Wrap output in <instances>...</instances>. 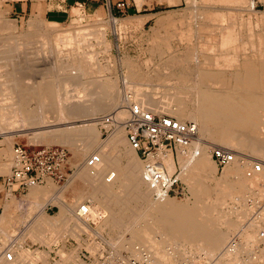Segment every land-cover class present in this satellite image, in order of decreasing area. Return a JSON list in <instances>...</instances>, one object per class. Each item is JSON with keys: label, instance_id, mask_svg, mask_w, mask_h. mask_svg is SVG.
I'll use <instances>...</instances> for the list:
<instances>
[{"label": "rangeland", "instance_id": "1", "mask_svg": "<svg viewBox=\"0 0 264 264\" xmlns=\"http://www.w3.org/2000/svg\"><path fill=\"white\" fill-rule=\"evenodd\" d=\"M100 1L103 2L100 8L90 3H87V0H76L75 2L70 1L72 5L69 11L68 19L62 23L55 22L54 24V22L52 23L43 18L41 19L34 18V17L29 18L31 16H27V15L23 16L17 13H13L11 9L10 0H0V29H1L0 30L1 40L0 41H2L1 42L2 45L0 44L2 46V48L0 47V50H2L0 52V57H1L0 58L1 60L0 61V90H1L0 91L1 92L0 93V165L3 164L2 171L0 170L1 171L0 180L3 177H7L10 174L11 166L13 163L12 147L14 144H21L25 146L26 148H28L29 150L37 149L38 147L42 145L44 146L59 145L62 147H66L69 150L72 165L76 166V170L74 171V173L71 174L68 177V179L64 181L63 183L59 184V183L49 180V182H52L57 188H56L55 193H51L50 197L46 198L47 201L46 199L39 201V199L35 197L28 198V195H30L29 194L30 189L25 191L27 192L26 194H24L25 192L22 193L21 195L12 193L11 195L6 196L4 199L5 191L3 190V186L1 187L0 185V195L3 199V209H4L3 213L8 217L5 220L6 224L4 222L5 226L3 225L4 227L2 228L0 227V245H1L0 253L1 251L9 247L8 243L10 241L14 242L15 246L14 248H11L14 250V260L11 261V264H33V263H29V260L24 259L23 257V255H25L24 253H26V251L27 252L29 251L33 255H37L38 252H44L48 248H49V251H48L49 253L45 260V264H56L58 261H60V255H59L60 252H72V256L70 259H68V261H66V264H76L77 259L78 260L80 259L79 261H81L82 264L90 263V261L86 257L88 256V253L86 252V250L89 252L91 251L90 248L92 249L95 248V245H91L87 241V239L90 237V234H91L90 228L87 226V224H85L87 222H85L84 219H79L80 221L83 220L84 223L82 224L80 222H77V220L75 219L76 217L73 215V212H72L77 208L76 205H80V204L78 203L74 205V207L70 208L69 210L70 212H66V213L63 212L64 213L63 214L61 212V204H60L59 199H61V201H63L67 205L73 204L74 201H76L77 199L80 201L79 196H84L81 198L82 200L80 201V203H83L86 200L90 201V197L88 195H84V194L82 195V192L74 189L73 186L75 183H73V185L71 184V182L74 179V175H76V173L81 171V169L84 167L86 168L85 170H87V172L91 173V175H94V174L97 175L98 173H100L101 175H106L105 177H107L109 174L113 172V177H115V179L112 177V179L110 180V183L115 187L116 185L117 186L119 185V181L117 180V176H116L117 170L115 166L111 165V167H108L110 169H107L105 168L106 166L105 162L102 160H105L106 158H109L111 156L112 159L117 160L116 162H118L121 168H124L127 164V157L125 155V151L128 149L129 144L126 141V136L124 135L125 141L120 143V145H117L115 149H113L112 146H110V144L107 143V140H109L110 137L113 135V132H115L114 129L116 130L115 127H117V124L115 125L113 131L110 132L105 137L104 135L102 136V131L98 127L99 119L103 115L112 114L113 117L118 121V125L122 126L121 123L123 122V120L126 118L127 115L117 117L115 116L116 114L115 112H117L115 110L126 109L123 106L126 103L125 102L126 99L125 98L123 99V95L124 97L125 95H129L130 97L131 96L134 97L136 95L135 97L136 98L138 97L137 100L135 99H132V100L137 101V102H140V101L143 102L141 100L142 98H140L139 96H143V97L149 96V98H152L153 96L152 99L154 102L161 101L165 104L174 103L173 99L175 98V96L171 100L173 102L169 100L173 96L172 93H174L175 91L176 92L179 91L180 88L182 90L183 89L188 90L189 88L192 87L191 84L194 85V83H192L194 80L189 79L190 82L186 80L184 82L178 81V78H177L178 73L180 74L181 72H183V69L179 67L180 65L179 66L177 65L179 68L176 65H173L176 63L171 64L173 65L171 66L170 62L172 63V61H169L172 59L171 57H174V56L185 57L184 55L187 53H188L187 55L190 56V53L192 50L191 54H193L192 55L193 57L189 58L188 60H185L186 62L185 65L192 67L193 73L195 72V76L197 75L196 76L197 78H195V80L199 79L198 74L200 72H203V73L209 72V71L216 72V73L218 72L221 74V78H223V85L221 86L213 85L211 86V89L214 91H217V90L218 91L220 90L234 91V88L236 85V81H235L236 77L240 78V80L242 81L243 80L245 81L248 77V74H247L248 68L246 67L245 64H243L245 59H249L252 56L253 57L256 56V59L253 62L254 66L252 65L253 72L251 70L252 77L255 81L252 78L251 79L253 80V82H255V85L257 86V87L255 86V89L258 88L256 89L258 90V94L264 95V46H263L264 43L262 44L259 42L260 40H262L261 38L259 39V34L260 35L264 34V26H263L264 22L259 21L258 19L259 17L264 18V4H263L264 0H255V11L249 10L248 6L245 3L232 4V3L218 2L219 4L218 3L216 4L212 1L211 2L205 1L206 4L203 2L204 3L203 5L202 1L201 2L198 1L199 5L194 7L195 8L194 9L191 6L189 7V3H190L189 0H116L115 2L113 0H100ZM118 3L120 5H118ZM210 3L211 5H209ZM200 5H203V6L200 7ZM244 7H246L247 9ZM191 10H193L192 13L188 15L191 12ZM259 13H262V14H259ZM218 14H221V15L219 16ZM112 17L116 18L117 20L115 24H113V22L111 21ZM216 18L219 19V21ZM32 19H34L33 21L34 23H36L38 27L40 26L46 27L47 26L46 24L48 23V26L46 27V29L50 27L48 29L49 30L48 32H50V34L53 37L54 36L55 37L51 39L50 38L51 35L48 34L49 35V37H47L48 39L44 37V39L47 40L46 41V40H43L42 38L43 36L41 37L40 32L39 34H37V32L36 33H31V31L27 32V28H26L27 23ZM186 19H188V21ZM40 21L41 23L44 22L46 24H41ZM92 22L93 24L94 22H96L95 26L92 24L94 28L91 26ZM98 22L100 26L98 25ZM4 23L5 24L7 23L6 27ZM13 23L16 25V27L12 26ZM88 24H90V26ZM55 26L57 27V29L55 28ZM10 27L12 29H9ZM14 28H17V29H14ZM62 28H64L65 33L60 32V31H63ZM68 28H70L69 31H68ZM233 31H235L234 33L235 35H234L233 41L231 42L230 40L231 38L227 37L226 35L229 36L231 33H233ZM59 32L64 35H68L69 37L67 38L69 42L67 41V38H64L66 42L62 44L60 42L58 43L57 38H59V34H60ZM29 33L31 35H27ZM18 34H21V35L19 36ZM40 37L42 38V40H39ZM225 39H228V40H226L227 43L225 42L224 44ZM31 41L33 42L30 44L29 42ZM4 43L6 45H4ZM16 44H17V47H16ZM200 45L202 48L200 47ZM202 45L204 46V48ZM229 46H234L232 49V53H234V56H235L234 65H230V66L226 64L222 65L221 62H220L221 65L215 64V55L218 56L219 53L221 54L227 53L226 48ZM8 48H9V51L8 50L6 51V49ZM10 51L11 53H9ZM18 55L19 57H17ZM194 55L196 56L194 57ZM5 56L8 60L5 58ZM10 57L12 58L10 59ZM31 57L33 58V60ZM21 58L23 61L20 60ZM77 61L79 64L77 63ZM9 63H11L12 65ZM17 63L21 64L22 66L18 65ZM77 65L79 66L81 70L77 67ZM52 66L53 67L55 66L56 69L55 67L53 68ZM174 66L176 67V69ZM244 66L247 68L246 71H245ZM51 67L53 68V71L59 70L61 68L59 73H61L63 68L64 69L66 68V70L70 69L71 71L73 69V71L77 72L78 76L76 77V79H74V81L72 80L71 82L69 81L70 83H68V81H65L64 79H62L63 77L59 76L61 74L56 75V80H57V77H60V78H58L59 80L57 81H55V79L53 80L57 83V84L55 83V86H54V88L57 89V92L55 94H53L49 99L44 100V102L39 100L36 96L28 94L26 97V100L23 98V102H24L23 104L22 99L19 97L18 93H20L21 88L27 87V86L29 87L30 84L33 83V80L30 79L29 81V78L27 77L28 75L27 72H31L33 68H36L37 70L39 68L40 69L39 71H41L43 75L44 73L49 72V71L47 72L45 69L52 70V69H49ZM16 69H17V72L19 71L21 72V73H18L20 74L21 78H24V77L26 78L24 80L20 79L21 81L19 80L18 86L19 87L21 86L20 88L17 87L18 89L12 90L11 86H13V80L11 78V73L12 72L14 73ZM78 69L79 71H77ZM132 72L139 79L136 78L135 75H134L135 77L134 76L132 77ZM87 73H89L90 76L93 74V76L90 77L89 74ZM129 73H131V76L129 75ZM203 73L201 76H203ZM80 74H83V75H80ZM6 75H9V76H7L6 78ZM83 77L84 78L89 77V78L84 79ZM167 77L169 78L168 80H167ZM245 77L246 79H244ZM87 79H89L90 81ZM20 82H22L23 85ZM60 82L62 84H60ZM9 83H11L12 85L11 84L8 85ZM94 83L98 84V86L101 84L102 85L104 84L105 87L109 85L110 89L112 88L114 89V87H116L114 91L115 92L117 91L118 94L120 93L118 96L120 97V101L122 102H120L114 108V110L113 109L112 110L103 109V111H99L93 115L72 118V116L69 115L66 109V106L68 105V102H69L66 100L68 99L70 100V98L71 99L74 98L73 95L81 94L79 92H82V95H83V93L85 92L84 91L85 89L90 88V90L93 89L92 91L94 92L96 90V87L98 88V86H95V87L89 86ZM199 84H200V87L205 88V86H203L201 83L197 81L196 85H199ZM188 86L189 88H187ZM160 87L161 89L162 87L165 89L166 88L168 89H166L167 91L164 92L165 90L163 89L161 91ZM191 89L193 90V88ZM140 91H141V94L138 93ZM156 93H158L159 96ZM29 95L33 99L32 102H29L31 101ZM90 95L95 96V94L90 93L88 97H91ZM183 95L185 98L187 97L186 99H189L188 97H190V99L192 98V100H188L187 102H185L184 100L186 99L183 98ZM186 95L184 93L182 94V96L179 95L178 97V98L181 97V99H183L185 103V104L183 103V105L186 111L189 114L194 113V112L199 113L198 109L195 107L196 105L195 102L193 103L194 95L193 94L190 95L189 93ZM10 96L11 98H8ZM58 99L61 101H59ZM37 101L39 104L42 103L43 107H42V104L38 105ZM12 104H15L16 106ZM25 104H27V106ZM55 104L58 107V109H56ZM11 105L14 106V108ZM36 105H37V108H36ZM60 105L62 109L61 108L59 109ZM32 107L34 108L32 109ZM41 107H42V110H41ZM148 107H151V106L149 105ZM116 108H119V109H116ZM163 110L165 109L161 110L162 113L165 112V114H167V110L165 111ZM4 111H8L6 112L7 113L6 115ZM33 111L36 113L38 112V113L37 114L33 113ZM161 111L158 113H161ZM42 112L43 114L41 116ZM52 112L59 114V116H57L59 118L52 117V115L54 114V113L52 114ZM45 114H47L48 116H46ZM44 115H45V118H44ZM27 116H29V121L32 120V118L33 120L29 122ZM53 118L58 119L59 121V122L58 121L56 122L58 124L57 129L59 128L67 129L68 126L66 125H68L67 124L68 122H71L72 126L74 125L80 128L86 126V124H92L91 126L93 128L95 127L94 132L96 131V133H93V135L96 134L95 135V137L97 138V139L95 138L96 144L92 145L91 150L89 149V151H85V148H86L85 144H87L85 142L86 140L85 137H82V138L76 137L77 143H76L75 138H72L69 141L59 140L58 142H56L53 139H50V141H48V139L47 140L44 139L41 135L45 129L39 130L40 124L38 123L41 121H45V120L52 121ZM186 120L191 121V118L186 117L185 121ZM72 121L74 122V124ZM196 124L198 128L200 129V132L204 135L202 138L198 137L197 138L198 140L201 139L204 142L206 141V143H208L210 146L211 145L217 146L215 143L224 144L230 148H234L238 150L239 153L241 152V154L242 153L249 154L251 156H259V157L264 158V155L262 156L260 153L258 154L256 152L253 153L252 151H249L247 149L236 147L234 146V144H228L226 142H223L224 141L223 137L225 133L224 129L226 128L223 123L212 122V121L201 122L200 120H197ZM123 134H125L124 130H123ZM77 138H79V140ZM71 145H74L75 149ZM78 147L79 149L80 148L81 149L80 150L77 149ZM94 148L96 149L94 150ZM192 148H193V143L191 145V148L188 151H191ZM168 153L171 154V156L173 157V160L176 159L173 153H170V152ZM92 154H98L100 158L103 157L101 158L100 161H98L99 163L98 162L95 163L97 166L94 164L95 165L94 171H91L85 165V160L88 158V156ZM134 154L137 158H139L135 151H134ZM213 164L214 165L216 164L215 161L213 162ZM99 166L100 167L102 166V167L100 168ZM165 166L169 171L174 170V169L173 170L170 169L168 165H165ZM180 168L182 169L181 166ZM215 168L217 170L216 174L220 176L219 174H221L223 169H221L217 165H215ZM103 169L105 170L103 171ZM114 173L116 175H114ZM140 174H141V171L139 172V175ZM182 181L186 184L184 180ZM68 182H70L69 183L70 189H67L66 191H64L63 197H62V194H61V197H59L61 187L65 186V184H68ZM130 184L132 188L141 190L140 193H141V196H143L142 199H145L143 201L151 199L149 196V188L143 182L139 184L136 181ZM186 187H187L186 194L181 195V196H172V197H174L175 200H181L182 202L185 201V202L190 203L191 201H193L194 197L192 195L191 190L189 189L190 187L187 186V184H186ZM133 193L134 191H131V194ZM52 196H56V197L54 199H51ZM101 197L102 196L100 195L99 198ZM9 202H10V205H8ZM58 202L60 205L58 204ZM225 202H226V205L223 204L221 206L223 208L219 207L220 211L223 213L226 212L225 209L227 208L230 209L231 207V204L227 200ZM101 206L105 208L104 205H101ZM43 208L45 209L44 211H45L46 217L43 215V212H42V216L40 215ZM57 212L60 213L58 216L59 219L58 217L57 218L55 217L57 215ZM70 216H71V219H70ZM67 217L69 219H67ZM61 218L63 219L61 220ZM65 220H68V221L65 222ZM90 220L93 221V219H90ZM47 221L48 223H46ZM58 222H60L61 225ZM96 222H99V221L97 220ZM45 223L51 226H46ZM42 224H44V226ZM79 224L82 225L83 227H81ZM200 224L202 225L195 224L193 226V228H195L194 229L195 231L204 230L203 225H205V222H202V223L200 222ZM33 226L35 229L32 228ZM238 226L239 224L236 226L234 230L228 233L229 235L227 239L225 238L226 240H223L222 242L220 241L221 243L217 246L216 252L213 255L206 256V257H212L215 254H217L219 250L221 249V247L225 244V242L235 232ZM47 228L49 229V231L47 230ZM50 228H53V229H50ZM97 228H98V231L102 234V237L110 239L108 236L111 235V232L107 231L103 225L99 223ZM217 228L219 230H223L224 227H222V225H218ZM45 230H47L48 232ZM86 234L88 235L87 238L85 236ZM186 254L188 255L190 253L188 252ZM76 255H78L77 258H74L76 257ZM0 258L3 259L2 257Z\"/></svg>", "mask_w": 264, "mask_h": 264}, {"label": "bare ground", "instance_id": "2", "mask_svg": "<svg viewBox=\"0 0 264 264\" xmlns=\"http://www.w3.org/2000/svg\"><path fill=\"white\" fill-rule=\"evenodd\" d=\"M189 1H190L189 7L191 6L193 8L199 5L198 1H200V2L202 1L203 5H204L205 1L206 2H211L212 1V2H214L216 4L218 2H220V3L221 2H223V3H232V4H234V3H240V4L241 3H245L248 6L249 10H252V11L254 10L255 11V0H189ZM203 5H200V7L203 6ZM209 5H211V3ZM244 8H246V7H244ZM192 11L193 10H191L190 13L187 11L189 13L188 15H190L192 13ZM91 13H93V12H91ZM262 13H259V14H262ZM218 15L220 16L221 14H218ZM215 16H216V14H215ZM190 18H192V17H190ZM258 19H259V21H263L264 22V18H262V17L260 18L259 17ZM33 20L34 19L30 20L27 23V26H26L27 32L28 31H31V33H36L37 32V34H39V32H40L41 33L40 34L41 37L43 36L42 37L43 40H46V39H44V37L47 38V37H49V35H51L50 32H48L49 31L48 29L50 27L48 29H46V27L48 26V23L47 24L44 23V22L41 23V21H40L41 24H46L47 26L45 25L46 27H44V26L43 27H41V26L38 27L36 25V23H34ZM186 20L188 21V19H186ZM217 20L219 21V19H217ZM111 21L113 22V24H115V22H117L116 18H114V17L111 18ZM95 23L96 22H94V24H93V22L91 23V26L93 28L96 25ZM50 24H49V26H50ZM54 24H55V22H54ZM6 25H7V23L5 24V27H6ZM88 25L90 26V24H88ZM98 25H99V22H98ZM12 26L16 27V25L14 23L12 24ZM87 26H85V27H87ZM171 26H169V27H171ZM55 28L57 29L56 26H55ZM9 29H12V28L10 27ZM14 29H17V28H14ZM56 29H54V30H56ZM62 29H63V31H60ZM62 29H60L59 31L61 33H65L64 28H62ZM69 29L70 28H68V31H69ZM93 32H95V31H93ZM193 32H195V31H193ZM61 33L59 34V38H57V42L58 43L60 42L62 44L64 42H66V40L64 38H67L69 36L61 34ZM187 33H189V32H187ZM18 35L20 36L21 34H18ZM27 35H31V34L29 33ZM3 36H5V35H3ZM54 37L51 35L50 38L53 39ZM30 38H31V36H30ZM40 38H39V40H42V38L41 39ZM50 38H49V40H50ZM260 38L262 40H260L259 42L263 44L264 43V34H261V35L259 34V39ZM37 39H38V37H37ZM17 41H19V40H17ZM33 41H31L29 43L31 44ZM67 41H68V38H67ZM1 42L2 41H0V44H1ZM68 42H67V44H68ZM5 43H4V45H6ZM17 44H19V43H17ZM17 44H16V47H17ZM1 45H0V47L2 48ZM26 46H28V45H26ZM203 48H204V46H203ZM7 50L9 51V48L6 49V51ZM1 51L2 50H0V52ZM13 51H15V50H13ZM13 51H12V53H13ZM3 53H4V51H3ZM9 53H11V51ZM189 53H190V51H189ZM191 53H192V50H191ZM191 53H190V56L187 55L188 53L187 54L183 53V54H185L184 55L185 57H178V56L171 57L172 59L169 60V61H172V63L170 62V65L173 64V63H176V64H173V65H176V66L180 65L179 67L181 69H183V72H181L180 74L178 73V77H177L178 81L184 82L186 80V81L190 82L189 79L190 80L191 79L194 80L192 82V83H194V85L191 84L192 87L190 86L191 88H193V90L191 88H189V86H188L187 88H189L190 90L189 89L188 90H186V89L182 90L180 88L179 91H177V92L175 91L176 92V93L174 92L175 95H174V93H172L173 96H172L171 99H169L171 101L173 99V97L175 96V98L173 99L174 103H171V104H165V103H163L161 101L154 102L153 99H152L153 96H152V98H149V96H147V97L139 96L140 98H142L141 100L143 102H141L139 100L140 102L135 101V103L137 102L143 107H148L150 105L151 107H148V108H150L154 112H160L162 109H165V110H167V114L168 115L174 116V117L178 118L180 121H185V118L189 117V118H191V121L194 122V123H196L197 120H200L201 122L212 121V122L223 123L225 125V127H226L224 129L225 133H224V137H223V140H224L223 142H226L228 144H234V146H236V147L247 149L249 151H252L253 153H255V152L257 154L260 153L263 156L264 155V95L258 94V90H256L258 88L255 89L256 85H255V82H253L254 79H253L252 73H251V70L253 72L252 67L254 66L253 62L255 61L256 56L255 57H253V56L250 57L252 59H250V58L249 59H245V61L243 63L248 68L247 69L244 66L245 71L247 69L248 72H249V73L247 72V74H248L247 79L245 77L244 79H246V80L242 81V80H240V78L237 77V82H236V86L234 88V91H231V92H227L226 91V92H224V91H218V90L214 91V90H209V89H203L202 87H200V85H196L197 81H199L197 79L195 80V78H197L196 77L197 75L195 76V72L193 73L192 67H190L188 65H185V63H186L185 60H188L189 58L193 57L192 56L193 54H191ZM259 53H260V51H259ZM3 55H5V54H3ZM93 56H95V55H93ZM195 56L196 55H194V57ZM12 57H10V59ZM17 57H19V55ZM227 57H229V55ZM227 57L224 56L223 58H221V64L222 65L227 64V65L230 66L232 64V62H235V61L234 60H229V58H227ZM5 58H6V56H5ZM20 60H22V58ZM32 60H33V58H32ZM217 60H220V59L218 58ZM178 62H180V63H178ZM11 63H9V64H11ZM77 63H78V61H77ZM236 63H237V61H236ZM18 65H21V64H18ZM173 65H171V66H173ZM9 67H10V65H9ZM9 67H7V68H9ZM28 67H29V65H28ZM37 67H38V65H37ZM52 67L49 68V69H52V70L45 69L47 72L48 71L49 72L48 73H44L43 75H42L41 71H39L40 70L39 68H38V70L36 68H33V70L31 72H27V74H28L27 77L29 78V81L31 79V80H33V83H31L29 87L27 86V87L21 88V90L19 89L20 93H18V95L22 99V102H23V98L26 100V97H27L28 94L36 96L39 100H41L43 102H44V100L49 99L53 94H55L57 92V89L54 88V86H55V83H56L55 81L59 80L58 78H60V77H57V80H56V75L61 74L59 76L63 77L62 79H64L65 81H68V83H70L72 80L74 81V79H76V77L78 76L77 72L73 71V69L71 71L70 69L66 70V68L65 69L63 68L61 73H59L61 68L59 70H54L53 71V68L55 66L53 68ZM77 67L79 68L78 65H77ZM127 67H128V65H127ZM17 69L15 70L14 73L13 72L11 73V78L13 80V86H11L12 90L18 89L17 87H19L18 86L19 85V80L20 79L24 80L26 78V77L21 78L20 74H18V73H21V72L20 71L17 72ZM55 69H56V67H55ZM79 69L77 71H79ZM175 69H176V67H175ZM80 72H82V71H80ZM89 72H90V70H89ZM7 74H8V72H7ZM87 74H89V73H87ZM136 74H137V72H136ZM80 75H83V74H80ZM129 75L131 76V73H129ZM134 75L135 74L132 72V77ZM7 76H9V75H6V78H7ZM89 76H90V74H89ZM92 76H93V74L90 77H92ZM28 78H27V80H28ZM86 78H89V77H86ZM86 78H84V79H86ZM136 78H138V77L136 76ZM202 78L204 80L203 81L204 84H207V85L215 84L216 78H215L214 73H209V74L208 73H203ZM8 79H9V77H8ZM54 79H55V81H53ZM168 79L169 78L167 77V80ZM81 80H83V79H81ZM87 80H89V79H87ZM178 81H176V82H178ZM256 82H257V80H256ZM20 83L23 85L22 82H20ZM10 84L11 83H9L8 85H10ZM60 84H62V83L60 82ZM89 86L95 87V86H98V84L94 83V84H91ZM163 87H162V89L160 87L161 91L164 89L165 90L164 92H166L167 91L166 89H168V88L165 89ZM115 88L116 87H114V89ZM74 89H76V88H74ZM114 89L113 88L110 89L109 85L107 87H105L104 84L103 85L101 84V85L98 86V88L96 87V90L94 92L92 91L93 89L90 90V88L89 89H85L84 90L85 92L83 93V95H82V92L78 91L81 94H76L75 93L76 95H73L74 98H72V99L70 98V100L69 99L66 100V101H69L68 105L66 106V109H67L69 115L72 116V118L73 117H84V116L93 115V114H96L99 111H103V109H106V110H109V109L112 110L113 109L114 110V108L120 102H122V101H120V97L118 96L120 93L118 94L117 91L116 92L114 91ZM176 89H177V87H176ZM168 92H170V91H168ZM90 93L95 94V96L94 95L93 96L90 95L91 97H88V95ZM138 93L141 94V91L138 92ZM161 93H163V92H161ZM184 93H185V95L188 94V93L190 95L191 94L194 95L193 103L195 102V104H196L195 107L198 109L199 113H195L194 112V113L189 114L186 111L183 103H184V101L187 102L188 100H192V98L190 99V97H188L189 99H186L187 97L185 98L184 95H183V98L186 99V100L183 101V99H181V97L178 98L179 95L182 96V94H184ZM156 94L158 95V93H156ZM159 94H160V92H159ZM11 96L8 97V98H11ZM134 97H132V96L130 97L129 95H125V97H124V95H123V99L124 98L126 99L125 100L126 103L134 101L132 99L137 100L138 97L137 98L136 97L134 98ZM164 97H165V95H164ZM130 98H131V100H130ZM30 99H31V101H29V102H32L33 99L31 98V96H30ZM59 101H61V100H59ZM171 102H173V101H171ZM37 103H38V101H37ZM126 103H125V105H123L124 108H126ZM19 104H18V106H19ZM23 104H24V102H23ZM41 104L38 103V105H41ZM172 104L173 105L175 104V105L173 106ZM12 105H15V104H12ZM16 105H17V103H16ZM25 105L27 106V104H25ZM55 106H56V104H55ZM63 106H64V104H63ZM12 107L14 108V106H12ZM42 107H43V104H42ZM42 107H41V110H42ZM33 108L34 107H32V109ZM36 108H37V105H36ZM38 108H40V107H38ZM60 108H61V105H60L59 109ZM120 108H122V107H120ZM56 109H58L57 106H56ZM116 109H119V108H116ZM165 110H163V111H165ZM36 111H37V109H36ZM115 111H117V112H115L116 113L115 116H117V117L125 116V115L128 116L127 108L126 109H119V110H115ZM4 112H5V115H6L7 114L6 112H8V111H4ZM26 113H28V112H26ZM33 113H36V112L33 111ZM53 113L54 112H52V114ZM161 113H162V111H161ZM42 114H43V112L41 113V116H42ZM49 114H51V113H49ZM45 115L48 116L47 114H45ZM45 115H44V118H45ZM29 116H27L28 121H29ZM57 116H59V114L54 113L52 115V117L59 118ZM127 116H126V118H127ZM32 120H33V118H32ZM32 120H30L29 122H31ZM53 120L52 121L51 120H48V121L45 120V121H41V122L38 123V124H40V126H39L40 129L39 130L45 129L44 132L42 131L43 132L42 135L40 134L44 139H46V140L48 139V141H50V139H53L56 142H58L59 140H61V141H69L72 138H75V140H76V137H81V138L85 137L86 140L85 139L84 140L87 143V144H85L86 148L83 147V148H85V151H89V149L91 150L92 145L96 144V142H95L96 139H97L95 137L96 134L93 135V133H96V131L94 132V130H95L94 128L95 127L93 128L91 126L92 124H86V126L80 128V127H77V126H74V125L72 126L71 122H68V123L66 122L68 124V125H66V126H68L67 129H65V128L57 129V125L58 124L56 122L58 121V119H54L53 118ZM29 124H31V123H29ZM73 124H74V122H73ZM115 128H116V130L114 129L115 132H113V135L110 137L109 140H107V143L110 144V146H112L113 149H115V147L117 145H120V143L124 142L125 141V136H126V132L125 131H124L125 134H123V130H124L123 126H120V125L117 124V127H115ZM197 129H198L197 130V137L192 142L193 143V148H192L191 151H188L185 154H181V153L178 152L177 155H176V159L173 160V157L171 156V154L168 153V152L172 153L171 150L162 151V150L157 149L156 152H155L154 158H153V160L162 161L163 164H164V167H165V169L167 170L168 173H172L173 171L176 170V167H177L176 160H177L178 165L180 164V166L182 167V169L180 171V174H179L181 182L184 183L182 180H184L186 182L187 186L190 187L189 189L191 190L192 195L194 197V200L191 201L190 203L189 202H185V201L182 202L181 200H175L174 197H172V196H169V197H167V198H165L163 200H160V201H156V200L151 198L150 190H149V196H150L151 199L143 201L145 199H142L143 196H141V193H140L141 190L140 189H136V188H132L130 183H132V182L134 183V182L137 181V183L140 184L141 182H143L141 180V174L139 175V172L142 171L143 164H145L144 162H146V161L142 160L139 156L138 157L141 160L139 158H137L135 156V154H134V150L131 149L130 146L125 151V155L127 157V164H126V166L124 168H121L119 166L118 162H116L117 160L116 159H112L111 156H110L111 158L110 157L106 158L107 157V155H106V157H105L106 159L102 160V161L105 162V165L107 166V167L105 166V168H107V169H110L108 167H111V165L115 166V168L117 170V172H116L117 175L115 173H114V175L117 176V180L119 181V185L118 186L116 185V187H115V186H113L110 183V181H107L106 177H105L106 175H101L100 173H98L99 175L98 174L97 175L94 174L96 176L91 175V173H89V172H87V170H85L86 169L85 167L82 168L81 171L76 173V175H74V179L71 182L72 185H73V183H75L74 186H73L74 189H76L77 191L82 192V195L84 194V195H88L90 197V201H88L89 202V206H90V212H91L90 216H89V219H94L96 216L101 217L98 220L99 222H96L95 225L85 223L90 228V231H91L90 233H92L93 235H96L97 233H100L98 231V228H97L99 223L101 225H103L104 228L107 231L111 232V235L108 236L110 239L102 237V234L100 233L101 235H99V240H98L99 242L103 241L107 245H109V247H113L114 249L116 248L117 251H123V250H126V249L127 250L128 249L132 250L133 246L135 244H140V245L144 246L145 248H147L148 250H150L153 253V255L155 256V258L158 259V261L161 262V264H178L180 261H182L183 259H185L187 257L186 253H188V252L190 253L188 255H192L193 256V255L201 254V255H203L205 257L206 256H211V255H213L216 252L217 246L223 240L227 239V237L229 235L228 233H230V231H232V230H234L236 228V226L242 220V216L244 215L243 214V209L241 208L239 210V207L237 208L235 206V204H240L241 205L242 202L244 201L245 197H247V196L249 197V195L255 194L257 192V189H259L260 185L262 186L264 184V170L262 172H258V173H255V172L251 171V168H250V166L248 164L241 163L240 157L243 156V157L252 158V159H261L263 161H264V158L259 157V156H251L249 154H243V153L241 154V152L239 153V151L234 149V148H230V147H228V146H226L224 144L215 143L217 146L226 147L232 153H234L233 160L231 162L223 165L222 167H220L221 169H223V171L221 170L222 172H221V174H219L220 176H218L216 174L217 170L215 168V165H217V164H215V165L213 164L214 160L212 159L213 160V162H212L211 156H210L211 152H212L211 150H213L212 149L213 146L212 145L210 146L208 143H206V141L204 142L201 139L200 140L197 139L198 137L202 138L204 136L200 132V129L198 128V126H197ZM40 135H38V136H40ZM77 139L79 140V138H77ZM126 141H127V138H126ZM63 143H65V142H63ZM76 143H77V140H76ZM71 146H73V148H74V145H71ZM77 149H79V147ZM95 149L96 148H94V150ZM209 150H210V152H209ZM12 153H13V150H12ZM101 158H103V157H101ZM101 158H100V160H101ZM13 164H14V160H13L12 165ZM165 165H168L170 167V169H172V170L174 169V170L173 171H169L166 168ZM102 166H104V165H102ZM2 168H3V164L0 165V170L1 171H2ZM11 169H12V166H11ZM104 170L105 169H103V171ZM98 172H99V170H98ZM10 174H11V171H10ZM113 178L115 179V177H113ZM49 180L50 181H54L52 179H45L42 184L29 186L26 189V190L30 189V193H29L30 195H28V198L29 197H35V198L39 199V201H41V200L46 199L47 197H50L51 193H55L57 187L52 182H49ZM54 182H56V181H54ZM69 183L70 182H68V184H65V186L61 187V191H60L59 197H61V194H62V197H63L64 191H66L67 189H70V184ZM186 184H185V187H186ZM0 185H1V187L3 186V190L5 191V193H4L5 196L11 195L13 193L12 189L15 188V186H13L12 188L6 190V187L1 183V180H0ZM186 190H187V187H186ZM131 191H134V193L131 194ZM21 194H18V195H21ZM100 195L102 196L101 198H99ZM174 196H177V195H174ZM55 197L56 196H52L51 199H54ZM79 197H80V201H81L82 200L81 198L84 197V196H79ZM59 200H60V204H61V212L62 213L63 212L64 213L70 212L69 210H70L71 207H74V205H76L78 203L80 204V201L78 199L77 200L75 199L76 201H74V203L71 202V203H73L71 205L65 204L63 201H61V199H59ZM226 200L231 204V207H230V209L229 208H227V209L224 208L226 210V212L223 213V212L220 211V208H223V207H221L223 204L226 205V202H225ZM46 201H47V199H46ZM70 201H71V199H70ZM58 204H59V202H58ZM8 205H10V202L8 203ZM101 205H104L105 208L102 207ZM11 206H12V204H11ZM43 206H44V204H43ZM76 206L78 207V205H76ZM76 209L74 211H72L73 215L76 217L75 219L77 220V222H80L82 224L84 222H83V220H81V221L79 220L81 218H79L76 215V213H75ZM44 210L45 209L43 208V210L40 213L41 216H42V212H43L44 216L46 215ZM99 211H101V212H99ZM59 214L60 213L57 212V215L55 217L57 218L59 216ZM55 217H54V219H55ZM6 218H8V217L4 213L0 216V227L1 228L5 226L4 222L6 224V221H5ZM58 219H59V217H58ZM62 219L63 218H61V220ZM67 219H69V218L67 217ZM70 219H71V216H70ZM67 221L68 220H65V222H67ZM72 221H73V219H72ZM43 222H44V220H43ZM200 222L201 223L205 222V225H203L204 230L195 231L194 230L195 228H193V226L195 224L202 225V224H200ZM46 223H48V221ZM58 223H60V222H58ZM72 224H73V222H72ZM42 225L44 226V224H42ZM60 225H61V223H60ZM77 225H75V226H77ZM218 225H222V227H224L223 230H219L217 228ZM46 226H51V225L46 224ZM57 226H59V225H57ZM64 226H65V224H64ZM80 226L83 227L82 225H80ZM39 227H38V229H39ZM55 227H54V229H55ZM77 227H79V226H77ZM32 228H34V226ZM48 228H47V230L49 231ZM101 228H103V227H101ZM5 229H6V227H5ZM27 229H28V227H27ZM50 229H53V228H50ZM47 230H45V231H47ZM43 235H44V233H43ZM126 235L127 236L129 235V236L127 237ZM247 235H250V237L254 236V235H251V233L247 234ZM87 241H88L89 244L95 245V248L94 249L90 248L91 251H89V253L92 256H94V258H95L96 254L98 253V250L100 249L99 243L96 240H94V238L91 237V235L87 239ZM223 246L221 247V249L223 248ZM8 250L13 251V253H14L13 249H8ZM220 250H219V252H220ZM25 251H26V249H25ZM48 251H49V248L47 250H45L44 252H38L37 255H33L29 251L28 252L26 251V253H24L25 255H23V257H24V259L29 260V263L45 264V260H46V258L48 256V253H49ZM59 255H60V261H58L56 264H59V263L60 264H66V261H68V259L71 258L72 252H60ZM259 255H260V261L264 260V248L259 251ZM77 256L78 255H76V257H74V258H77ZM0 257L3 258V259L0 258V264H11V262H9V261L7 262L4 259L2 251L0 253ZM79 260L77 259L76 264H82V262L79 261ZM226 264H235V258L227 257ZM262 264H264V263H262Z\"/></svg>", "mask_w": 264, "mask_h": 264}, {"label": "built area", "instance_id": "3", "mask_svg": "<svg viewBox=\"0 0 264 264\" xmlns=\"http://www.w3.org/2000/svg\"><path fill=\"white\" fill-rule=\"evenodd\" d=\"M118 5H120L118 3ZM127 118L121 123L131 149L146 161L141 171V180L149 188L150 196L156 201L169 196H181L187 193L185 184L179 177L181 168L176 160V170L168 173L160 160H153L157 149L171 150L176 158L177 153L185 154L197 137V124L190 121H180L178 118L152 111L135 101L126 103ZM118 121L112 114L100 117L98 127L105 137L112 132ZM211 158L219 167L231 162L234 153L222 146H213ZM13 160L11 174L3 177L1 183L6 190L15 186L12 192L21 194L31 185L42 184L45 179H52L63 183L74 173L76 166L71 163L70 153L66 147L59 145L40 146L29 150L21 144L13 145ZM233 154V155H232ZM100 161L98 154H92L85 160V165L94 171L95 163ZM241 163L250 166L251 171L258 173L264 170V161L240 157ZM113 172L106 177L110 181ZM239 210L243 209L242 220L235 232L227 240L218 254L205 257L201 254L187 255L178 264H226L227 257L235 258V264H262L259 251L264 248V184L257 192L245 197L242 204H235ZM76 215L88 224L95 225L101 217L96 216L93 221L89 219L90 206L88 200L80 203ZM254 235L250 237V234ZM99 243L100 249L96 257L88 253L89 264H161L153 253L140 244H135L132 250L117 251L105 242L98 241L100 233L90 234ZM86 238L88 235H85ZM4 249L3 257L6 261L14 260V242H9Z\"/></svg>", "mask_w": 264, "mask_h": 264}, {"label": "crops", "instance_id": "4", "mask_svg": "<svg viewBox=\"0 0 264 264\" xmlns=\"http://www.w3.org/2000/svg\"><path fill=\"white\" fill-rule=\"evenodd\" d=\"M70 1L75 2L76 0H10L11 9H12L13 13H17V14L23 15V16L24 15L31 16L29 18H32V17L40 18V19L43 18L47 21L56 22V23H62L68 19L69 11H70L71 5H72V3H70ZM99 1L100 0H87V3H90V4L95 5L96 7L100 8L101 5L103 4V2L102 1L99 2ZM113 1L115 2L116 0H113ZM234 33H235V31H233V33H231L229 36L226 35L227 37L231 38V42L234 39V35H235ZM226 40H228V39L224 40V44H225ZM233 47L234 46L227 47L226 48L227 53H224V54L219 53V55L221 54L220 56L215 55V64L219 65L221 62V58H223L224 56L227 57L228 55H229V57H227V58H229V60L235 61L234 53H232ZM221 52H222V50H221ZM218 58L220 60H217ZM234 63L235 62H232L231 65H234ZM202 73L203 72H200L198 74V76L201 78V79L200 78L198 79L199 80L198 82L201 83L203 86H205V88H203V89L212 90L211 86H213V85H217V86L223 85V79L221 78L220 73H218V72L216 73V72H212V71L204 72V73H208V74L214 73L216 81H215V84H213V85L204 84V82H203L204 80L201 76ZM236 82H237V77H236ZM220 91L231 92L228 90H220ZM26 193L27 192H25L24 194H26ZM5 197L6 196L4 194V199H5ZM2 207H3V199L0 195V216L3 214V211H4V209Z\"/></svg>", "mask_w": 264, "mask_h": 264}]
</instances>
